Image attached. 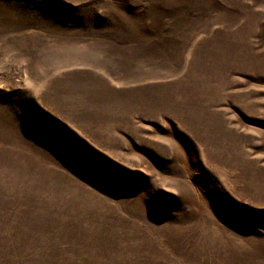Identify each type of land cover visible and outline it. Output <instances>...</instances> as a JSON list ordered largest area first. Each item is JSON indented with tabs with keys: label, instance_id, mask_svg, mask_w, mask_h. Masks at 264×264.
Wrapping results in <instances>:
<instances>
[{
	"label": "rangeland",
	"instance_id": "1",
	"mask_svg": "<svg viewBox=\"0 0 264 264\" xmlns=\"http://www.w3.org/2000/svg\"><path fill=\"white\" fill-rule=\"evenodd\" d=\"M0 264H264V0H0Z\"/></svg>",
	"mask_w": 264,
	"mask_h": 264
}]
</instances>
